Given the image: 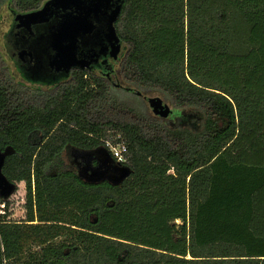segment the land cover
<instances>
[{
  "label": "trees",
  "instance_id": "trees-1",
  "mask_svg": "<svg viewBox=\"0 0 264 264\" xmlns=\"http://www.w3.org/2000/svg\"><path fill=\"white\" fill-rule=\"evenodd\" d=\"M115 27L122 79L200 126L145 115L85 70L25 87L0 51L2 171L29 206L0 225V264H264V0H123ZM108 141L126 146L122 183L49 171L69 145L112 157Z\"/></svg>",
  "mask_w": 264,
  "mask_h": 264
},
{
  "label": "flooded vegetation",
  "instance_id": "flooded-vegetation-1",
  "mask_svg": "<svg viewBox=\"0 0 264 264\" xmlns=\"http://www.w3.org/2000/svg\"><path fill=\"white\" fill-rule=\"evenodd\" d=\"M85 1L89 3L91 0ZM116 3L117 0H110L109 3H107V6L103 8L98 15H94L92 17V21L95 24V28L92 30V32L85 35L81 48L78 50L77 53L79 59L85 62V67H73L70 72L56 71L55 69L50 67L48 57L51 55V51L43 53L45 47H42L39 43L40 38L45 33L49 23L57 22L62 19V15L65 12L63 9L53 8L49 22L34 24L31 25L30 28H28L27 26L18 27V22H16L14 18L12 29L9 35L8 47L10 51V56L12 57L14 62L18 63L21 72L24 75L22 82L23 86L42 91H44L46 88L53 89L59 84H62L68 79H70L76 69H80L98 75L99 77L105 78L111 83L113 88H117L126 92H132L142 97V99L148 103V101L145 99V96L147 95L146 92L138 90L135 87L127 84V82L123 80L120 75L121 69L123 67L124 57L127 52V45L121 40L116 30V27L115 30L120 40L119 44L121 45V49L116 57L111 53L112 47L109 41V17L110 14L116 8ZM44 4L40 8H42ZM15 11L16 15L19 13L31 12H20L17 10ZM18 49H22V57H17L16 54L19 52ZM85 77L89 78L88 73L85 75ZM168 104L170 105L173 111L168 117L165 118H169L170 116L174 115L175 112L172 105L170 103ZM154 115L158 118L165 119L159 115ZM100 149L103 148L101 147L95 149H84L70 145L67 146L63 154L66 153L67 158L70 160V168L65 170L75 172L78 177L86 183H92L89 182L87 177H80L79 172L80 170L85 171V169L92 168L96 164L101 163L100 158L94 157L92 159V155L88 153V151H97ZM107 153L109 154L108 151ZM63 154L58 157V159L54 163H64V161L62 160ZM111 159L113 160V164L117 165L115 164V160L113 159V157H111Z\"/></svg>",
  "mask_w": 264,
  "mask_h": 264
},
{
  "label": "water",
  "instance_id": "water-1",
  "mask_svg": "<svg viewBox=\"0 0 264 264\" xmlns=\"http://www.w3.org/2000/svg\"><path fill=\"white\" fill-rule=\"evenodd\" d=\"M110 0H47L44 6L38 10L19 13L15 17L18 27H28L38 23L49 22L53 8H61L65 12L62 19L49 23L45 33L41 36L39 43L45 47L43 53L51 51L48 57L49 65L56 71L70 72L73 67H85V62L79 59L78 50L84 41L86 34L92 32L95 24L92 17L98 15L107 6ZM122 9V0H117L116 8L110 14V45L111 53L116 57L121 49L119 37L115 30V21ZM22 49H18L17 57H22ZM111 68V67H109ZM141 94V92H140ZM153 113L163 118L168 117L172 109L170 105L159 96H145ZM7 151L0 153V195L8 196L14 189V184L2 171L4 157ZM94 157L101 159L100 164L79 172L80 177H87L89 182L100 183L107 181L113 185L122 183L130 174L131 170L114 165L111 156L104 149L88 151Z\"/></svg>",
  "mask_w": 264,
  "mask_h": 264
},
{
  "label": "rangeland",
  "instance_id": "rangeland-1",
  "mask_svg": "<svg viewBox=\"0 0 264 264\" xmlns=\"http://www.w3.org/2000/svg\"><path fill=\"white\" fill-rule=\"evenodd\" d=\"M16 16V11L14 10L13 6L10 3L4 4L0 9V51L3 55L5 62L9 68L11 75L15 78V80L22 84L24 75L21 72V69L17 62H14L12 57L10 56V51L8 47V40L10 31L12 29V25L14 22V18ZM52 88H46L45 90H51ZM44 90V91H45ZM114 94L119 96L122 100L130 102L134 106H136L143 114L148 116H154L152 110L150 109L149 104L142 99L139 95H136L132 92L122 91L117 88H113ZM150 97L159 96L168 103L171 104L170 100L159 91H144ZM149 93V94H148ZM175 110L174 115L170 116L169 118L160 119L165 124L172 128H190L192 130L198 129L197 127L200 126V120L198 117V113L196 110L187 109L184 111V114H176L178 111L176 108L173 107ZM173 111V110H172ZM172 113V112H171ZM189 116L190 120L187 119ZM64 163H53L50 167V172L52 171H61L65 169H69L70 160L67 158L66 153L63 154ZM59 169V170H58Z\"/></svg>",
  "mask_w": 264,
  "mask_h": 264
},
{
  "label": "built area",
  "instance_id": "built-area-1",
  "mask_svg": "<svg viewBox=\"0 0 264 264\" xmlns=\"http://www.w3.org/2000/svg\"><path fill=\"white\" fill-rule=\"evenodd\" d=\"M107 146L112 154L115 163L118 165L125 162L124 152L126 146L123 144L113 145L107 142ZM34 182V181H33ZM14 184L13 191L8 196L0 195V225L1 224H22L29 222V206H28V186L25 180H21ZM4 251L3 244L1 245Z\"/></svg>",
  "mask_w": 264,
  "mask_h": 264
}]
</instances>
